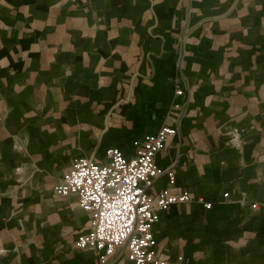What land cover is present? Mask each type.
Returning a JSON list of instances; mask_svg holds the SVG:
<instances>
[{"label":"crops","instance_id":"1","mask_svg":"<svg viewBox=\"0 0 264 264\" xmlns=\"http://www.w3.org/2000/svg\"><path fill=\"white\" fill-rule=\"evenodd\" d=\"M179 33L189 101L155 163L212 207L157 210L156 253L264 264V0H0V264H99L74 245L89 213L52 186L173 122Z\"/></svg>","mask_w":264,"mask_h":264},{"label":"built area","instance_id":"2","mask_svg":"<svg viewBox=\"0 0 264 264\" xmlns=\"http://www.w3.org/2000/svg\"><path fill=\"white\" fill-rule=\"evenodd\" d=\"M184 39L185 34L179 33L174 53L173 94L165 114L166 118L174 114L173 122H164L154 133L135 140L134 155L129 158L113 147L106 149L104 163L76 157L52 186L60 195H75L78 204L89 213V227L77 233L74 245L98 253L99 264H167L155 250L153 224L158 220L157 210L192 201L205 209L212 207L211 201L203 196L193 197L187 189L171 192L176 178L173 169L160 168L155 163L157 153L177 134L189 101L182 86ZM161 174L167 175V186L149 193L148 188ZM257 206L256 202L252 204L254 209Z\"/></svg>","mask_w":264,"mask_h":264}]
</instances>
